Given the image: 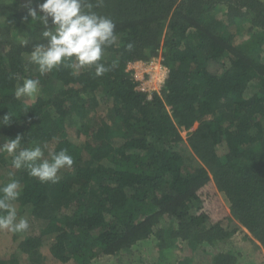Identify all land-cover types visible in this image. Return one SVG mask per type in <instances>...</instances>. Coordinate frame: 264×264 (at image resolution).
I'll return each instance as SVG.
<instances>
[{
  "label": "trees",
  "instance_id": "16d2710c",
  "mask_svg": "<svg viewBox=\"0 0 264 264\" xmlns=\"http://www.w3.org/2000/svg\"><path fill=\"white\" fill-rule=\"evenodd\" d=\"M42 2L0 0L12 24H0V118L9 111L13 119L0 125V144L19 134L21 147L66 149L74 160L56 183L14 171L22 192L13 203L18 218L28 208L29 228L12 239L27 264H38L45 244L60 263L90 264L150 237L159 250L185 240L197 255L177 264H205L199 245L240 227L264 247V0H101L93 11L115 22L118 40L105 50L110 70L99 77L94 67L41 75L28 62L33 46L46 43L28 15ZM247 21L250 37L234 44ZM154 56L167 75L148 97L127 67ZM24 78L42 90L28 104L14 96ZM252 83L259 94L247 96ZM100 101L111 102L122 131L117 146L113 125L96 116ZM5 167L11 157L0 153ZM213 186L230 201L226 226L203 209ZM165 216L175 226H162ZM234 263L219 251L210 264Z\"/></svg>",
  "mask_w": 264,
  "mask_h": 264
},
{
  "label": "clouds",
  "instance_id": "9594fccd",
  "mask_svg": "<svg viewBox=\"0 0 264 264\" xmlns=\"http://www.w3.org/2000/svg\"><path fill=\"white\" fill-rule=\"evenodd\" d=\"M92 0H43L36 8H30L28 15L31 23L41 26L42 37L46 43L37 44L28 57V62L37 66L41 75L52 72L61 66L70 67L74 74L82 69H95V76L104 75L110 67L102 63L105 50L116 44L118 35L115 22L108 16L97 14L93 8ZM22 46L28 40L20 41ZM129 44L128 48L131 49ZM116 62L114 61L112 67ZM40 81L33 78H24L17 84L14 96L17 100L22 97H35L40 91ZM13 121L12 114L8 111L0 118V125H9ZM23 138L16 135L0 144V153H7L11 157L12 167L16 170H28V174L38 178L41 182L59 180L57 173L61 168H71L74 164L73 157L62 149L59 152L49 151L50 159L44 158V148L39 144L21 147ZM15 173L10 172L13 177ZM20 182L11 179L0 186V230L12 233H22L29 228L26 218H18L14 206L21 195Z\"/></svg>",
  "mask_w": 264,
  "mask_h": 264
},
{
  "label": "rangeland",
  "instance_id": "374dc122",
  "mask_svg": "<svg viewBox=\"0 0 264 264\" xmlns=\"http://www.w3.org/2000/svg\"><path fill=\"white\" fill-rule=\"evenodd\" d=\"M2 23L6 26L10 25V27H12V24L9 23L4 16L0 15V24ZM249 26L250 22L247 21L243 23L242 26L240 25L239 29L236 27L233 38L234 44H239L250 37L251 32L248 31ZM261 54L264 57V46ZM134 62L129 63L127 69L133 73L132 76H136L137 78L139 76L141 77L142 71H144L142 68V63L139 62L136 64ZM138 80L139 85L140 79ZM53 85L54 87L56 86L54 81ZM39 87L40 91L35 97H22L21 100H23L26 104L34 101L36 97L42 94L41 86ZM149 92L152 94L154 91L149 89ZM149 92H146L147 95H151ZM258 92V85L252 83L249 85L246 95L249 96ZM96 96L97 98H101V93L97 91ZM111 107L112 105L110 101L107 103L100 101L99 106L96 108V116L98 118L105 119L108 124L113 125L111 141L113 145L117 146L121 144L123 136L122 131L118 130L112 123ZM78 117L79 115H77L76 120H78ZM51 150L52 149H50L49 146L44 148L45 159L49 158V151ZM65 170L66 168H61L57 175H61L63 172H65ZM14 171L15 169L13 167H5L4 170L1 169L0 184H6L11 179H15V175L13 177L9 176V173H15ZM213 191L215 193L213 196V202L205 204L203 209L210 215V217L212 216L213 218H220L221 223L226 226L229 219H227L225 216L228 215L230 201L223 192L216 190L215 186H213ZM21 214H23L22 216H24V218L27 217L28 208H25ZM162 226L169 227L175 225L174 223L170 222L167 216H165ZM12 235V232L8 230H0V259L8 260V262L11 264H27V254L15 247L16 243L13 242ZM199 247V249L205 252L206 258L208 260L205 262V264H210L213 256L219 251H227L228 253L234 255V264H264V247L243 227H240L231 236L217 241L214 244H207L206 242H203L199 245ZM37 251L39 254L38 264H63L51 256L49 252V244L41 246ZM195 255H197V252L193 251L185 240L177 238L175 239L172 246L159 250L156 247V240L153 237H150L147 240L136 243L127 251H122L121 253H116L113 255H100L93 259L90 264H177L179 260L190 257L193 258ZM201 255H204V253L202 252ZM65 264L75 263L70 261L69 263Z\"/></svg>",
  "mask_w": 264,
  "mask_h": 264
},
{
  "label": "built area",
  "instance_id": "2783aa9c",
  "mask_svg": "<svg viewBox=\"0 0 264 264\" xmlns=\"http://www.w3.org/2000/svg\"><path fill=\"white\" fill-rule=\"evenodd\" d=\"M140 63H142V68L144 71H142L141 77L138 74V78L135 76L134 79L137 82L136 89L143 91V92H149V89L151 91H158L162 84L164 83V80L167 75V68L162 63V58L160 56L158 57H152L149 60H138ZM137 62V61H136ZM133 73L131 72V75ZM146 78V79H144ZM138 79H140L139 85H138ZM151 94V92H149ZM151 95H148L150 97Z\"/></svg>",
  "mask_w": 264,
  "mask_h": 264
},
{
  "label": "crops",
  "instance_id": "0c3cea01",
  "mask_svg": "<svg viewBox=\"0 0 264 264\" xmlns=\"http://www.w3.org/2000/svg\"><path fill=\"white\" fill-rule=\"evenodd\" d=\"M134 63H136V64H137V63H139V61H137V62L135 61ZM137 66H138V65H137Z\"/></svg>",
  "mask_w": 264,
  "mask_h": 264
}]
</instances>
